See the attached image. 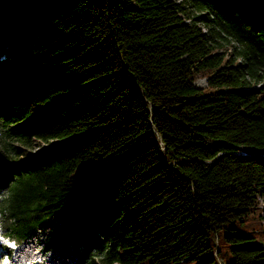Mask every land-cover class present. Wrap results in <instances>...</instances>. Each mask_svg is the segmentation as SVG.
I'll use <instances>...</instances> for the list:
<instances>
[{
	"label": "trees",
	"instance_id": "obj_1",
	"mask_svg": "<svg viewBox=\"0 0 264 264\" xmlns=\"http://www.w3.org/2000/svg\"><path fill=\"white\" fill-rule=\"evenodd\" d=\"M0 50L4 235L264 264V0H0Z\"/></svg>",
	"mask_w": 264,
	"mask_h": 264
},
{
	"label": "rangeland",
	"instance_id": "obj_2",
	"mask_svg": "<svg viewBox=\"0 0 264 264\" xmlns=\"http://www.w3.org/2000/svg\"><path fill=\"white\" fill-rule=\"evenodd\" d=\"M4 51L0 50V57H4ZM197 84L199 85H205L206 84V77L201 76V78H199L196 81ZM3 104V100L0 101V138H3V130L6 128L3 126L2 127V116H1V109ZM2 143V141L0 142V144ZM44 144V143H43ZM42 144V145H43ZM41 145V143H36V146L33 149H37L39 146ZM7 191V187H1L0 188V199L1 197L6 194ZM0 264H16L18 261V264H46L44 263L45 260H48L51 256H54L56 253H58V258L59 260H61V262H63L64 264H78L77 260V247H78V228L74 227L70 232L68 237L63 241V243L61 244H55L52 245L49 248H46V236H47V232L46 231H41L38 230L34 235L24 239L21 242H16L13 244V247L10 248L9 250V254L6 255L5 252V246H7L6 244V240H4L1 236V233L5 230V227L2 226V221H1V216H0ZM254 226H256V228L259 230L263 229L264 227V222H262L261 219H257V221H255ZM31 246L32 248V253L30 256L24 257V258H20L19 255H17V251L19 250V248L24 247V246ZM222 248L223 250L226 249V247L222 244ZM61 251V253H60ZM33 254V256H32ZM98 256V255H97ZM61 258V259H60ZM82 264V263H81Z\"/></svg>",
	"mask_w": 264,
	"mask_h": 264
},
{
	"label": "bare ground",
	"instance_id": "obj_3",
	"mask_svg": "<svg viewBox=\"0 0 264 264\" xmlns=\"http://www.w3.org/2000/svg\"><path fill=\"white\" fill-rule=\"evenodd\" d=\"M32 252H33L32 248L29 245V246H24V247L19 248V250L17 251L16 254L19 255L20 258H24V257L30 256ZM60 253H61V251H60ZM32 256H33V254H32ZM16 262H17L16 264H18V261H16ZM44 263H46V264H64L63 262H61V260H59L58 253H56L54 256H51L48 260H45Z\"/></svg>",
	"mask_w": 264,
	"mask_h": 264
}]
</instances>
